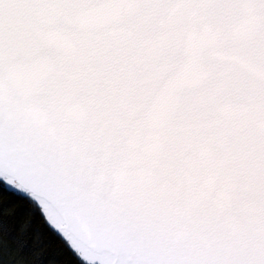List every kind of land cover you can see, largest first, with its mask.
Returning <instances> with one entry per match:
<instances>
[{"label": "snow or ice", "instance_id": "snow-or-ice-1", "mask_svg": "<svg viewBox=\"0 0 264 264\" xmlns=\"http://www.w3.org/2000/svg\"><path fill=\"white\" fill-rule=\"evenodd\" d=\"M0 264H264V0H0Z\"/></svg>", "mask_w": 264, "mask_h": 264}]
</instances>
